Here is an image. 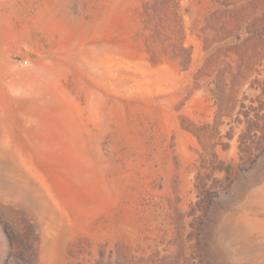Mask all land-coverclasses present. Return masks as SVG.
Wrapping results in <instances>:
<instances>
[{
    "label": "rangeland",
    "instance_id": "374dc122",
    "mask_svg": "<svg viewBox=\"0 0 264 264\" xmlns=\"http://www.w3.org/2000/svg\"><path fill=\"white\" fill-rule=\"evenodd\" d=\"M0 264H264V0H0Z\"/></svg>",
    "mask_w": 264,
    "mask_h": 264
}]
</instances>
